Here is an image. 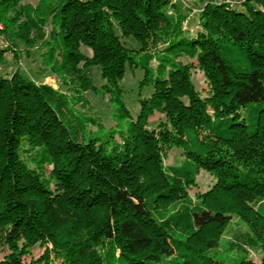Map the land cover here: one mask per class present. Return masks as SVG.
Listing matches in <instances>:
<instances>
[{
    "label": "trees",
    "instance_id": "trees-1",
    "mask_svg": "<svg viewBox=\"0 0 264 264\" xmlns=\"http://www.w3.org/2000/svg\"><path fill=\"white\" fill-rule=\"evenodd\" d=\"M22 1L0 0V34L26 54L42 47L57 86L18 70L0 74V234L8 249L0 264H26L39 243L51 246L43 264L51 253L62 264H105L92 250L105 243L119 250V264H255L219 257L233 215L264 264V0H236L240 8L203 0L196 37L184 30L177 0H39L17 9ZM130 38L137 49L125 47ZM182 55H195L204 71V98L189 66L175 63ZM91 67L119 118L115 130L85 138L92 120L74 107L96 90ZM126 67L141 69V83L152 87L136 118L117 85ZM154 112L164 121L147 128ZM171 147L185 159L167 169ZM23 154L51 165L53 189ZM199 169L216 179L201 204L186 208L182 223L178 211L161 220L160 209L186 197Z\"/></svg>",
    "mask_w": 264,
    "mask_h": 264
},
{
    "label": "rangeland",
    "instance_id": "rangeland-1",
    "mask_svg": "<svg viewBox=\"0 0 264 264\" xmlns=\"http://www.w3.org/2000/svg\"><path fill=\"white\" fill-rule=\"evenodd\" d=\"M252 3L255 7L257 6L254 1L246 0ZM39 0H24L15 7L31 6L34 7L38 4ZM184 3L185 7L182 5ZM203 2V0H177V8L185 13L187 17L183 23V28L190 37H196L201 31L200 18L198 16L197 7ZM236 0H232L231 5L240 8V5ZM174 4V3H173ZM222 4V3H218ZM183 6V8H182ZM14 7V9H15ZM50 20V19H49ZM48 20V21H49ZM2 27L0 26V30ZM50 27L44 29L45 37L47 39ZM31 36V35H30ZM126 48H138V44L132 39L124 40ZM153 48V47H152ZM158 47H154L157 49ZM0 49H5L3 52L4 60L0 62V74L3 76H10L15 70L19 73L29 77L37 83L44 82L52 87H56L55 77L48 71L43 69V64L41 63L40 54L44 51L42 47L36 45L26 50L22 48V45L14 48L8 43V41L0 34ZM80 51L84 54L89 55V49L81 47ZM158 56V55H154ZM176 64H185L189 66L190 80L201 97H205L210 88L208 84L207 77L203 70L199 67L197 58L195 55H182L178 59H175ZM149 66L155 70L158 66V61L153 58L149 62ZM88 76L96 88L95 91H86L81 96L82 99L75 103V109L82 113L86 117H90L92 121L82 126L87 133L85 138H89V133L91 137L99 135L97 129L100 131H110L115 130L116 121L119 118L117 112V106L111 102L110 94L102 89L105 81L101 79L100 72L96 67H91L88 69ZM143 78V72L139 68H128L126 67L125 74L123 78L117 83L119 89L121 90V101L123 102L125 108L127 109L130 116L136 118L139 112V102L144 98H147L152 91V87L149 84H142L141 79ZM85 101V102H84ZM82 102V103H80ZM125 118V117H124ZM125 120V119H124ZM164 121L162 114L154 112L147 119V128H156L160 122ZM82 140H79V142ZM28 149V147H24ZM31 154L36 152L37 149H29ZM26 158L28 164L37 169L47 181L50 188L53 189V179L51 175V165L47 163H37L32 161L27 157V154H23ZM185 156L183 150L179 147H171L167 150L166 155L163 159V165L165 168L177 167L184 161ZM216 179L211 172L203 169H199L196 173L193 182L186 189V197L169 205L166 208L160 209V214L158 215L161 220H165L170 213H177L179 220L184 222L186 220V208L196 206L201 204V196L205 193L211 186L215 183ZM247 228L238 217L233 215L230 223L224 228L220 236L219 257L222 258H236V259H247L251 260L255 264L260 263L261 250L259 244L256 242H251L252 234L246 233ZM0 234V259L8 254V249L3 243V238ZM49 244H35L28 249V254L23 258L26 264H43L40 263L44 253H47V248H50ZM95 253L100 254L103 258H106L107 263L105 264H119L121 262L119 256V250L114 247L110 250L109 244L96 245L92 248ZM112 251V252H111ZM48 264H62L59 258H56L54 254L49 255Z\"/></svg>",
    "mask_w": 264,
    "mask_h": 264
},
{
    "label": "built area",
    "instance_id": "built-area-1",
    "mask_svg": "<svg viewBox=\"0 0 264 264\" xmlns=\"http://www.w3.org/2000/svg\"><path fill=\"white\" fill-rule=\"evenodd\" d=\"M216 3H229L231 4L232 0H214Z\"/></svg>",
    "mask_w": 264,
    "mask_h": 264
}]
</instances>
